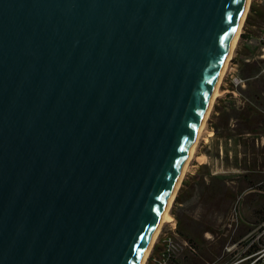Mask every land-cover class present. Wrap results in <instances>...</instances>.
<instances>
[{"label": "water", "instance_id": "water-1", "mask_svg": "<svg viewBox=\"0 0 264 264\" xmlns=\"http://www.w3.org/2000/svg\"><path fill=\"white\" fill-rule=\"evenodd\" d=\"M247 0H0V264H141Z\"/></svg>", "mask_w": 264, "mask_h": 264}, {"label": "rangeland", "instance_id": "rangeland-1", "mask_svg": "<svg viewBox=\"0 0 264 264\" xmlns=\"http://www.w3.org/2000/svg\"><path fill=\"white\" fill-rule=\"evenodd\" d=\"M253 2H255L259 10L264 11V0H252L251 4ZM246 20L242 26L241 34L243 30L246 29V27H249L251 24H254L253 22L250 21L251 19L249 20L248 23H246ZM254 21H256L255 26L257 28L264 29V21L263 23L259 21V19L258 20L255 19ZM241 34L237 42L236 48L234 50V55L236 53L237 55L235 56L233 55V57L235 62L239 64V69H240L239 71L241 73V76L247 80L246 87L240 89L241 99L244 101V104L243 105L240 104L239 102L240 99L238 100V98L233 99L236 107L233 106V108L235 109H232L229 117L230 119H232L231 122L232 124H234V127L231 128L230 130L222 131L221 134L224 135L226 138H235V139H238V135L243 136L246 133H248V129L250 128L249 123L254 125V128L256 129L257 133L264 134V91L263 92L257 91L260 87L259 84L262 85L264 84V57H262L263 52L261 51V46L259 45H252V46L249 45L247 47V46H243V44H240ZM245 59L249 60L250 62H246ZM244 64H253L256 67L260 68V72L254 76H250V73H248L247 71L242 72V67ZM252 90L258 93V100H255L248 96V93L251 92ZM223 96L224 95H222V90L220 89L219 94L214 103V108L216 102H218V100H220V98H222ZM214 108L207 121L208 133H206L205 136L206 139L205 138L202 139L201 142L199 143L196 149L195 156L190 162L188 170L178 190L177 196H180L181 188L184 185V181L186 177L191 173H194L195 170L198 169L197 166H199L200 163L205 161L210 162V166L212 169H214V171L217 169L218 166H222L217 161V158L220 154V140L222 138L219 139L217 135L214 133L215 127L212 121L214 116ZM239 113L244 114L241 115V117L243 119L246 117V120H241V118L239 117ZM209 133H211L212 136L209 137ZM222 145L225 153L227 152L228 149L233 150V148L225 146V144ZM233 165L234 163L232 162V160H228L225 161L223 168L232 170L231 168L233 167ZM230 175L232 176L233 173H230ZM228 181L230 182V185H228L226 181L225 182L227 186H229L230 188L234 187L236 190L243 191L249 185L248 187L251 186V188L256 191H253L250 195L247 196L245 195V193L237 195L235 198H233L231 204L226 208L220 206L216 207L215 203L214 205H209V204L204 205L198 203L200 200L196 196H194L191 199L192 201L189 200L188 205L186 207L188 210L186 211L187 214L192 213L193 216L198 218V215L199 216L200 214L201 216L203 215V211L201 213L200 209L210 208L214 210V212H216V213H212L213 215L210 216L212 218L211 222H213L214 224L213 227H208L209 229L213 230V233L206 231L205 226L203 224L201 225V223L198 221L186 222L187 225L186 228L189 230L192 229L196 236H200L202 238V241L193 239L191 236L190 237L192 238V240L191 241L187 240L184 237V235L187 234H185L179 228L178 215H182L183 212L180 210V206L178 205L182 203L178 197V201L176 202L175 199L171 210V216L173 218V221L166 223L165 226L162 227L156 239L154 247L147 258L146 264H151V263L153 264L152 261L153 257L161 254L164 248L163 247L164 240L167 237H169V235L173 236L177 240L176 242L183 248L181 249V252L178 254V256L175 257V259L178 260L179 264H188V261L192 259L199 260L200 259L199 257L204 252H206L205 254L207 258V262L205 264H246V261H241V260L249 256V255L247 256L245 255L246 252L249 250V248L258 245L259 248L258 250H260L261 248L264 247V224L261 226H255L250 228L240 226V217L241 215H243V200L246 197L248 198L250 197L252 199L251 200L252 203L250 205L253 206L252 209L253 214L258 216L261 215V217L264 220V198L262 197L263 195L258 192V191L263 192L261 186H252V184H247L246 180L244 181L242 180L239 183V180L233 177H229ZM227 208L229 209L226 210ZM237 219H238V224H237ZM205 233H209L211 235V239H205L204 237ZM157 245L160 246L159 249H156ZM219 247L222 248L220 249L219 252H217V255L213 256L212 254L215 252L216 248ZM227 248H230V251H227Z\"/></svg>", "mask_w": 264, "mask_h": 264}, {"label": "crops", "instance_id": "crops-1", "mask_svg": "<svg viewBox=\"0 0 264 264\" xmlns=\"http://www.w3.org/2000/svg\"><path fill=\"white\" fill-rule=\"evenodd\" d=\"M258 2V1H257ZM255 9L254 12L251 14L250 21L254 24H251L249 27H246L245 33H243V37L241 38L240 44H243V46L248 45L245 43V38L248 37L250 34L251 28H256L255 19H259L257 16L258 12L261 10L258 9V6L254 3ZM237 55V53L235 54ZM240 56V53H239ZM242 59V58H241ZM244 59V58H243ZM237 60V59H236ZM247 60V59H245ZM244 60V61H245ZM238 61V60H237ZM243 61V62H244ZM240 63V62H239ZM224 92V91H223ZM222 95H224L218 102L215 104L214 108V116H213V124L215 127L214 133L217 135V137L220 140V154L217 158L218 163H220L222 166H218L217 169L214 171V169L211 168L210 162H202L199 164L198 169L195 170L194 173H191L188 175L184 181V185L181 188V193L179 196V200L182 202L178 204L180 206V210L183 212L182 215H178V225L179 228L187 235L191 236L193 239H196L198 241H202V238L200 236H196L195 233L187 229L186 222L191 221H198L203 224L205 227H213V222H211V215L214 212V210L207 208V209H200L201 213L203 211V215H198V218L193 216L191 214H187V205L189 200L193 196H196L199 199V193L197 191L193 192L191 189V186L194 182H196V177L198 175V178H200L201 182H205L206 184L209 183L210 180V174L214 177H217L220 180H224L227 182L228 185H230V182L228 181L229 177L237 178L239 180V183L243 180H246L247 184H252V186H261L262 191H258L260 194H262L264 198V134L257 133L256 129L254 128V125L250 124V128L248 129V133L245 135H238V139L235 138H226L222 134V131L230 130L234 127V124H232L230 117V113L233 108L236 107L233 101V98L229 95H226L225 92ZM232 100V101H231ZM234 104V105H233ZM241 115H244L242 113H239V117L241 120H246V117L243 119ZM231 137V136H230ZM233 148V150L228 149L227 152H224L223 145ZM232 160L234 163L233 167L230 169H224L223 165L225 164V161ZM220 168V169H219ZM230 173H233L231 176ZM249 186V185H248ZM245 188L242 190H236L234 187L231 191L227 192V195L230 198H235L239 194L250 195L253 191H256L250 187ZM209 188H205L204 191V197L203 200H206V197L210 195V193H214L213 191L209 192ZM219 193L220 191L217 190ZM222 193V192H220ZM210 199L207 198V201ZM252 199L249 197H246L243 200V215L240 217V226L243 227H255V226H261L264 224L263 218L258 215L253 214V206L250 204L252 203ZM192 201V200H191ZM254 203V202H253ZM182 207V208H181ZM198 208V207H197ZM227 208L226 210H228ZM205 239H211V235L209 233H205ZM204 241V240H203ZM160 246L157 245L156 249H159ZM222 247L216 248L215 252L212 254L213 256L217 255V252L220 251ZM158 251V250H156ZM206 252H204L199 258V260H189L188 264H205L207 262L206 258ZM156 255V254H154ZM241 259V258H240ZM239 259V260H240ZM152 264V263H151Z\"/></svg>", "mask_w": 264, "mask_h": 264}, {"label": "built area", "instance_id": "built-area-1", "mask_svg": "<svg viewBox=\"0 0 264 264\" xmlns=\"http://www.w3.org/2000/svg\"><path fill=\"white\" fill-rule=\"evenodd\" d=\"M243 33H245V30H243L242 34ZM245 43L248 46H261V51L263 52L262 57H264V29H259L257 27L251 28L250 34L245 38ZM246 62L250 61L246 60ZM239 70V64L236 63L234 57H232L224 82L220 88L222 92L224 91L226 95L231 96L233 99H240L239 102L243 105L244 101L241 99L240 89L246 87L247 80L241 76ZM176 241L177 240L173 236L169 235V237L164 240V248L161 254L153 257V264H170V262L181 252V249H183ZM227 251H230V248H227ZM241 261H246V264H264V247Z\"/></svg>", "mask_w": 264, "mask_h": 264}, {"label": "trees", "instance_id": "trees-1", "mask_svg": "<svg viewBox=\"0 0 264 264\" xmlns=\"http://www.w3.org/2000/svg\"><path fill=\"white\" fill-rule=\"evenodd\" d=\"M254 3L253 2L251 4V7H250V12L247 16V20H246V23L249 22L250 20V17H251V14L253 13L254 9H255V6H254ZM257 16L259 17V21H261L263 23L264 21V11L261 10L260 12H258ZM243 37V34L241 35V38ZM244 71H247L248 73H250V76H254L256 75L257 73L260 72V68L259 67H256L255 65L253 64H244L243 67H242V72ZM259 89L257 91H260V92H263L264 91V84H259ZM248 96L255 99V100H258V93H256L254 90H252L251 92L248 93ZM196 179V182H194L192 184V191L195 192L197 191L199 193V202L198 203H201V204H206V205H216V207H223V208H226L227 206H229L231 204V202L233 201L232 198H230L228 195H227V192L231 191L232 188H230L229 186H227L226 182L224 180H220L218 179L217 177H214L210 174V180H209V183L206 184L205 182H201L200 178H198V176L194 177ZM205 188H209V192L213 191L214 193H210L209 196L206 197V200H203V197L205 196L203 193H204V189ZM217 190H219L220 192L222 193H218ZM178 197L176 198V202L178 201ZM194 197V196H193ZM192 197V198H193ZM191 198V199H192ZM207 198H209L210 200L207 201ZM206 231L210 232V233H213V230L212 229H209L208 227H205ZM208 228V229H207ZM190 231H192L194 233V231L192 229H190ZM183 234V233H182ZM184 237L191 241L192 238L189 236V235H184ZM258 245H255L251 248H249V250L246 252V256L247 255H251L253 254L254 252H256L258 250ZM170 264H179L178 260L176 259H173Z\"/></svg>", "mask_w": 264, "mask_h": 264}, {"label": "bare ground", "instance_id": "bare-ground-1", "mask_svg": "<svg viewBox=\"0 0 264 264\" xmlns=\"http://www.w3.org/2000/svg\"><path fill=\"white\" fill-rule=\"evenodd\" d=\"M251 1H252V0H247V2H246V6H245V9H244V12H243V15H242L241 21H240L239 26H238V29H237V31H236V34H235L234 40H233L232 45H231V48H230V51H229V53H228V57H227L226 62H225V64H224L223 68H222V71H221V74H220V77H219V80H218L217 86H216V88H215V91H214L213 97H212V99H211L210 105H209V107H208V110H207V112H206V115H205V117H204V120H203V122H202V124H201V126H200V129H199L198 135H197V137H196V140H195V142H194V145H193V147H192V150H191V152H190V155L188 156V159H187V161H186V164H185L184 170H183L182 175H181V177H180V179H179L178 185H177V187H176L174 193L172 194V197L170 198V201H169V203H168V205H167V207H166V210H165V212H164V215H163V217H162V220H161V222H160V225H159V227H158V229H157V231H156V234H155V236H154V238H153V241L151 242V244H150L148 250L146 251V254H145V256H144L143 261H142L141 264H146V262H147V258H148V256H149L151 250H152L153 247H154V244H155V242H156V239H157V237H158V235H159V233H160L162 227L165 226L166 223L173 221V218H172V216H171V210H172V207H173L174 201H175V199H176V196H177L178 190H179V188H180V186H181V184H182L183 178H184V176H185V174H186V172H187V170H188V167H189V165H190V162L192 161V159H193L194 156H195L196 149H197L199 143L201 142V140L205 138L206 133H208V132H207V121H208V119H209V117H210V115H211V112H212L213 108H214L215 100H216V98H217V96H218V94H219V91H220V89H221L220 87L222 86V83L224 82V79H225V76H226L227 70H228V68H229V66H230V61H231V58H232L233 55H234V50H235L236 45H237V42H238V40H239V38H240V34H241V31H242V26H243V24H244V22H245V20H246V17H247L248 12H249ZM210 136H212L211 133H209V137H210ZM205 139H206V138H205Z\"/></svg>", "mask_w": 264, "mask_h": 264}]
</instances>
